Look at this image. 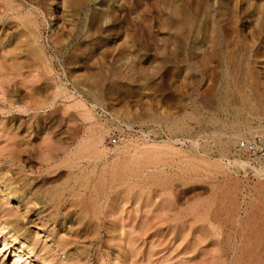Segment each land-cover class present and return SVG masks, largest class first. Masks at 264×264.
Here are the masks:
<instances>
[{
	"label": "rangeland",
	"instance_id": "1",
	"mask_svg": "<svg viewBox=\"0 0 264 264\" xmlns=\"http://www.w3.org/2000/svg\"><path fill=\"white\" fill-rule=\"evenodd\" d=\"M246 125L264 0H0V264H264Z\"/></svg>",
	"mask_w": 264,
	"mask_h": 264
},
{
	"label": "bare ground",
	"instance_id": "2",
	"mask_svg": "<svg viewBox=\"0 0 264 264\" xmlns=\"http://www.w3.org/2000/svg\"><path fill=\"white\" fill-rule=\"evenodd\" d=\"M180 123V122H179ZM179 123H177V124H179ZM177 124H176V127H177ZM250 124V123H249ZM174 125V124H173ZM180 125H181V123H180ZM179 125V126H180ZM182 126V125H181ZM247 126V125H246ZM258 126L259 125H257V126H254V125H249V126H247L248 128H246L247 130H246V132H249V133H251V134H253V132H256V131H258L259 129H261V128H259L258 129ZM173 128H174V126H172ZM177 128H179V127H177ZM175 130H176V128H175ZM181 129H179V131H180ZM251 134H249V135H251ZM234 139V138H233ZM182 139H174V141H181ZM184 142V141H183ZM232 143H233V140H232V138L230 137V138H226L225 139V141L223 142V145H224V149H223V151L224 152H226V151H228L229 150V147H231V145H232ZM238 150H240V149H238ZM242 151V150H241ZM244 152V151H243ZM226 154V153H225ZM223 155L222 154V156H220L221 157V159H222V161H224L225 160V163L228 165V166H239L240 168H242V169H245L246 167H249V168H251L252 170H254V174L255 175H257L258 177H259V179L261 178V177H264V170H263V168H262V165H261V163L258 161V160H256V159H254V158H251L249 155V157H247V160L245 161V160H243L242 158H240V157H234L232 160L231 159H229V158H225L226 157V155ZM238 155V154H237ZM220 157H219V159H220ZM218 159V160H219ZM245 159H246V157H245ZM217 161V160H216ZM221 161V162H222ZM219 162H220V160H219ZM262 179V178H261ZM264 180V179H263Z\"/></svg>",
	"mask_w": 264,
	"mask_h": 264
},
{
	"label": "built area",
	"instance_id": "3",
	"mask_svg": "<svg viewBox=\"0 0 264 264\" xmlns=\"http://www.w3.org/2000/svg\"><path fill=\"white\" fill-rule=\"evenodd\" d=\"M113 141H115V139ZM236 148L258 160L264 170V127L251 135L239 139Z\"/></svg>",
	"mask_w": 264,
	"mask_h": 264
}]
</instances>
